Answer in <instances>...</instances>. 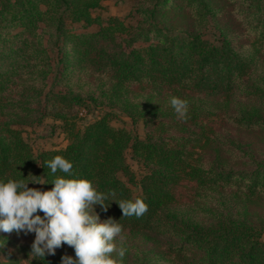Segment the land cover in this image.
Here are the masks:
<instances>
[{
  "label": "trees",
  "instance_id": "obj_1",
  "mask_svg": "<svg viewBox=\"0 0 264 264\" xmlns=\"http://www.w3.org/2000/svg\"><path fill=\"white\" fill-rule=\"evenodd\" d=\"M103 1L0 0V179L91 180L108 194L101 221L123 225V264H264V0H133L134 22L94 14ZM91 104L112 111L83 124ZM113 109L145 136L113 126ZM46 115L67 144L35 151L24 130ZM57 155L72 177L46 166ZM137 198L148 210L123 216L118 202ZM11 233L0 264L75 257L64 244L32 258L35 234Z\"/></svg>",
  "mask_w": 264,
  "mask_h": 264
},
{
  "label": "clouds",
  "instance_id": "obj_2",
  "mask_svg": "<svg viewBox=\"0 0 264 264\" xmlns=\"http://www.w3.org/2000/svg\"><path fill=\"white\" fill-rule=\"evenodd\" d=\"M169 104L177 119L187 118V100L172 96ZM45 163L53 174L59 170L73 176V163L60 155ZM29 182L45 184L26 178L0 179V232L34 233L32 258L54 255L67 244L74 248L75 257L65 255L61 264H123L125 249H118L115 243L123 225L113 218L101 221L95 207L101 205L106 211L108 194L99 192L87 178L57 177L46 191L29 188ZM118 203L123 216L140 217L148 210L141 198ZM114 252L121 259L114 258Z\"/></svg>",
  "mask_w": 264,
  "mask_h": 264
},
{
  "label": "rangeland",
  "instance_id": "obj_3",
  "mask_svg": "<svg viewBox=\"0 0 264 264\" xmlns=\"http://www.w3.org/2000/svg\"><path fill=\"white\" fill-rule=\"evenodd\" d=\"M133 0H104L102 2V7L94 11V14H101L102 17L107 18L109 16H117L124 19L126 22H134V16L131 14L133 12ZM75 27L80 26V24L74 25ZM79 28V27H78ZM236 30V25H233ZM96 26L88 28L87 30H94ZM83 29H80L81 31ZM242 30V27L239 31ZM203 35L205 38L215 39L219 35L218 31L214 29L213 25H209L203 30ZM62 89V85H57L55 90ZM106 111H112L111 108L106 106H99L96 104H91L90 108L83 107L80 111V119L83 124H87L93 119L100 118ZM116 113L115 117L111 119V124L115 127L122 128L125 127L137 133L140 137L145 136L144 124L142 122L133 123L132 120L122 111L113 109ZM232 133L238 135L234 129H230ZM24 135L29 143L33 146L35 151H40L42 149L59 148L64 147L67 144V139L59 127V122L56 121L50 115H46L45 119L40 125H35L27 127L24 130ZM130 163L138 173L143 171V165L137 163L131 159V155H128ZM8 235L13 236L12 233ZM120 240H124L122 236H119ZM64 245V244H63Z\"/></svg>",
  "mask_w": 264,
  "mask_h": 264
}]
</instances>
